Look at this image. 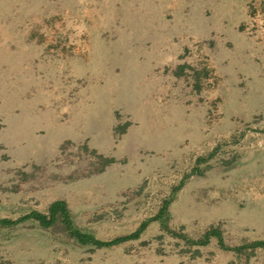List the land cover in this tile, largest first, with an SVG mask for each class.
I'll return each instance as SVG.
<instances>
[{"label":"rangeland","instance_id":"obj_1","mask_svg":"<svg viewBox=\"0 0 264 264\" xmlns=\"http://www.w3.org/2000/svg\"><path fill=\"white\" fill-rule=\"evenodd\" d=\"M181 181L171 229L264 241V0H0V218L64 200L108 240ZM239 263L158 224L102 249L0 229V264Z\"/></svg>","mask_w":264,"mask_h":264},{"label":"trees","instance_id":"obj_2","mask_svg":"<svg viewBox=\"0 0 264 264\" xmlns=\"http://www.w3.org/2000/svg\"><path fill=\"white\" fill-rule=\"evenodd\" d=\"M101 165L98 173L111 164V159L97 155ZM184 181L172 187L170 194L162 200L155 213H151L147 218L139 223L137 228L131 233L122 234L114 238L103 240L97 238L90 232L79 229L72 218V214L64 200H55L48 205L45 211H31L16 219L0 218V229L14 228L23 223H31L35 227L48 231L57 230L75 241L80 246H88L94 249L115 248L130 241H136L146 232L152 224H158L159 229L173 239L181 240L188 246L206 247L213 241L219 249L231 252L240 261L239 264L248 263L256 253L264 254V241L246 242L236 246H229L225 243L222 231L216 227L208 228L200 237L193 239L181 231H175L169 226V206L174 200L175 194L181 190Z\"/></svg>","mask_w":264,"mask_h":264}]
</instances>
